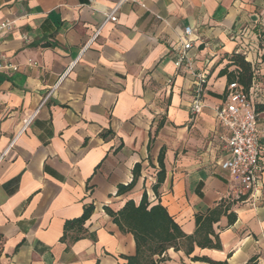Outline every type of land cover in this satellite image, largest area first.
Wrapping results in <instances>:
<instances>
[{
  "label": "crops",
  "instance_id": "0c3cea01",
  "mask_svg": "<svg viewBox=\"0 0 264 264\" xmlns=\"http://www.w3.org/2000/svg\"><path fill=\"white\" fill-rule=\"evenodd\" d=\"M1 22L11 25L0 29V57L18 69L0 70V264H125L134 238L104 209L143 193L187 235L195 214L221 200L236 215L213 224L219 249L171 247L159 264H264V0H0ZM187 26L192 68L205 75L196 116L192 77L175 66ZM233 53L254 66L260 130L258 184L239 197L221 169L227 129L213 111ZM161 149L165 177L154 193ZM136 163L134 186L118 193ZM86 204L94 238L61 240Z\"/></svg>",
  "mask_w": 264,
  "mask_h": 264
},
{
  "label": "trees",
  "instance_id": "16d2710c",
  "mask_svg": "<svg viewBox=\"0 0 264 264\" xmlns=\"http://www.w3.org/2000/svg\"><path fill=\"white\" fill-rule=\"evenodd\" d=\"M229 60L231 64L236 66V69L228 73V83L237 82L245 90H248L254 77L253 64L247 61L242 53H233ZM163 159L164 150L161 149L157 157L159 170L156 174V182L153 185L154 193H157V189L165 177ZM140 168L139 163L134 165L131 182L127 185H120L118 193L128 191L134 186ZM230 206V202L221 200L205 213L195 214L196 228L191 235H187L182 231L167 209L159 202L150 205L146 193H143L138 204H135L132 200H127L118 211H112L108 207H105L104 210L121 231L131 233L134 238L135 254L127 257L125 264H159L163 259V253L171 247L175 250L182 247L186 254H190L195 245L201 248L219 249L221 247L219 238L212 226L222 215H226L228 224L236 219L235 213L230 211ZM93 210L94 206L92 204H86L83 206L82 214L79 217L66 220L63 224L60 239L64 240L68 235H71L70 238L73 241L83 236L94 238V235L88 233L84 228V223ZM192 259L205 261L209 264H229L226 260L213 261L206 257H193ZM252 261L251 259L246 264H253Z\"/></svg>",
  "mask_w": 264,
  "mask_h": 264
},
{
  "label": "built area",
  "instance_id": "2783aa9c",
  "mask_svg": "<svg viewBox=\"0 0 264 264\" xmlns=\"http://www.w3.org/2000/svg\"><path fill=\"white\" fill-rule=\"evenodd\" d=\"M128 0H120L121 2ZM115 7L106 16L105 21L115 20ZM9 22H1L0 29L8 28ZM192 28L185 27L179 40V49L175 60L176 68H184L192 77L193 95L189 105L190 113L199 115L204 107L202 98L205 75L192 68V59L188 50L192 47ZM18 66L0 57V70L16 71ZM253 83L245 90L237 82L228 83L224 99L213 107L214 115L220 125L227 129L224 149L227 157L221 163V169L236 178V194L244 195L258 184L259 177V134L256 121V105L253 100ZM33 114L24 120V126ZM2 154L0 155V158Z\"/></svg>",
  "mask_w": 264,
  "mask_h": 264
}]
</instances>
